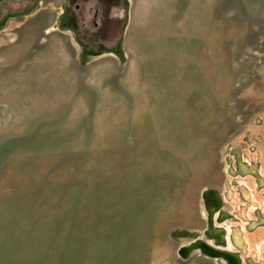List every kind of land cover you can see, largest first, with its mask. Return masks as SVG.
I'll return each instance as SVG.
<instances>
[{
	"label": "rangeland",
	"instance_id": "374dc122",
	"mask_svg": "<svg viewBox=\"0 0 264 264\" xmlns=\"http://www.w3.org/2000/svg\"><path fill=\"white\" fill-rule=\"evenodd\" d=\"M0 264H264V0H0Z\"/></svg>",
	"mask_w": 264,
	"mask_h": 264
},
{
	"label": "water",
	"instance_id": "95a60500",
	"mask_svg": "<svg viewBox=\"0 0 264 264\" xmlns=\"http://www.w3.org/2000/svg\"><path fill=\"white\" fill-rule=\"evenodd\" d=\"M213 195H215V194H213ZM208 196H210V195H208ZM215 206H216V205H215ZM215 206H214V207H215ZM217 206H218V203H217ZM207 207H208V206H207ZM214 207H213V208H214ZM213 208H212V209H213ZM209 209H211V208H209ZM205 250H206V249H205ZM211 252L214 253V251H211ZM230 259L233 260V261H236V258H235V257H231Z\"/></svg>",
	"mask_w": 264,
	"mask_h": 264
},
{
	"label": "crops",
	"instance_id": "0c3cea01",
	"mask_svg": "<svg viewBox=\"0 0 264 264\" xmlns=\"http://www.w3.org/2000/svg\"><path fill=\"white\" fill-rule=\"evenodd\" d=\"M234 242H235V244H238V240H237L236 236L234 237Z\"/></svg>",
	"mask_w": 264,
	"mask_h": 264
},
{
	"label": "bare ground",
	"instance_id": "6f19581e",
	"mask_svg": "<svg viewBox=\"0 0 264 264\" xmlns=\"http://www.w3.org/2000/svg\"><path fill=\"white\" fill-rule=\"evenodd\" d=\"M217 202V201H216ZM215 204V203H214ZM229 257V256H228ZM230 259V258H229ZM235 262V261H234Z\"/></svg>",
	"mask_w": 264,
	"mask_h": 264
}]
</instances>
